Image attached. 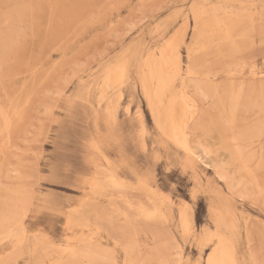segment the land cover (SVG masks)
<instances>
[{
    "label": "rangeland",
    "instance_id": "obj_1",
    "mask_svg": "<svg viewBox=\"0 0 264 264\" xmlns=\"http://www.w3.org/2000/svg\"><path fill=\"white\" fill-rule=\"evenodd\" d=\"M236 21L239 58L213 35L202 63L220 87L245 82L233 132L247 168L218 133L199 134L194 159L180 151L143 79L169 37L185 35L187 68L206 46L202 24ZM115 62L122 83L108 79ZM201 103L224 125L218 96ZM263 112L264 0H0V264H206L220 246L264 264Z\"/></svg>",
    "mask_w": 264,
    "mask_h": 264
},
{
    "label": "bare ground",
    "instance_id": "obj_2",
    "mask_svg": "<svg viewBox=\"0 0 264 264\" xmlns=\"http://www.w3.org/2000/svg\"><path fill=\"white\" fill-rule=\"evenodd\" d=\"M202 26H203V30H202L201 36L205 40V43L204 44H206V46H204V47H202L200 49V52L197 55V57L195 58L194 62L191 63V61H190L191 64L189 66H187V68L184 67L183 58H182V54H181V49L183 48V45L186 43V37H185V35H181V36H177V35L174 36L173 35V37H169L167 40H165L164 44L158 49L157 52H154L153 51L149 55H147V57L145 58V62H144V66H145V69H146L145 70V73L143 75V79H144V89H145V92L147 94V97H148V99L150 101V104L152 106V110L158 116L157 118H158L159 122H161L163 124V126L165 127L168 136L175 143V145L177 146V148L180 151L184 152L189 158L194 159V155L195 154H198V150H197L198 147H202L203 153H204V150H205L204 149V144L200 141L199 134H206V133H208L209 135H211L214 132V134L215 133H218L219 139H222V142H224V143H225V141H223V140H227L229 142L228 144H231V142L233 143V141L235 142V143H233V147H231L232 148L231 152L233 153V157H234V159L236 161L240 162L243 167L247 168L246 165H245V161H244V156H243V151H242L243 149H242L241 145H239V143H238V141L241 140V138H242L241 137V133H240V136H237L233 132V128H234V126L236 124V121L239 118L238 117V114H239V107H238L239 106V100H240L241 96L244 95V92H245V89H246L245 84H244L245 82L244 81H241V80L235 78V76H232L231 75L230 76L231 77L230 81L228 80V83H226L225 85H222L223 87H220V84H217L216 80L212 78V76H211L212 74L210 73L211 72L210 68L209 69L208 68L206 69L205 67L207 65H205L204 63H202L205 60V57L210 54V52H208V51H209V46L211 45V41H212L213 35H223V39L224 40L229 41V42H232V44H231V55H229L231 58H233L236 55H238L239 53H241V46H239L236 41H237V37L238 36L244 35L245 32L247 31V28L245 27V26H247V24L244 21H236L232 25H230L229 27H227L226 29L224 27V24L221 23V22H218L216 24H212V22H209L206 25L202 24ZM183 34H184V32H183ZM254 43H256V42H254ZM242 47H243V45H242ZM219 53H220V56L221 55L224 56V52L223 51H220ZM236 58H239V57L236 56ZM240 59H242V58H240ZM123 60H124V58H123ZM241 61L235 60L234 63L237 66H241L242 65L241 64ZM243 61H244V59H243ZM115 63H116V65L110 71H107V72H109V73H107L108 74V79L110 81H112L114 84H116V83H122L123 80H124V77L126 75V71H124V72H122L120 74H117L116 69L118 67H123L124 69H126V65H125V63H122V62L121 63H118V64H117V62H115ZM224 63H226V62H224ZM218 65L220 67L222 66V64H218ZM228 65H229V63H228ZM225 66H226V64H225ZM225 66H223V67H225ZM211 67H213V66H211ZM216 67H213L212 69H214ZM239 68H242V67H239ZM239 68H236V69L238 70ZM217 70H218V68H217ZM229 73H232V71H230ZM141 80L142 79H140V82H142ZM110 81H108V82H110ZM178 84H180L182 86H181V88H178V86H177V90H175L176 89V85H178ZM211 94L213 96H218L219 99H220V101H221V113L222 114H221V116L219 118H220V120H222L221 122L224 123V125H221V127H219L216 123L209 122L205 118V115H208L207 114V111H209V110L206 111L201 106V104H203L201 102L205 98H207V96H209ZM120 98H121V96H120ZM206 101H208V99ZM212 103H214V102H212ZM206 107H209V105L208 106L206 105ZM204 108H205V106H204ZM108 111L109 110H107L106 113H108ZM240 113H242V112H240ZM209 114H210V112H209ZM263 114H264V112H263ZM213 116H214V114H213ZM6 117H7V115H6ZM6 120H8V119H6ZM97 126H98V124H97ZM241 132H243L242 129H241ZM244 132H245V130H244ZM251 137H253V136H251ZM241 141L245 143V141H243V140H241ZM203 142H205V141H203ZM210 146H212V145H210ZM95 147H98V146L95 144ZM209 148H208V150L211 151L212 149H209ZM234 159H233V162L235 161ZM249 170L252 171L251 169H249ZM105 171H107V170H105ZM107 172L104 173L102 171V172H98V173L99 174H102V176L104 178L105 177V174H107ZM111 173H112V171L109 174H111ZM112 174L110 175V178L114 182L115 181L114 180V174L113 175ZM252 174H254V173L252 172ZM236 175H237V173H236ZM115 177H117V176H115ZM140 178H141V176H140ZM238 178H239V176H238ZM143 180L146 181L145 179H143ZM124 182L127 183L126 181H124ZM111 183H112V181H111ZM99 184L100 183L98 182V180H95V181H93L91 183V185H92L91 187L97 190V189H99V186H100ZM113 186L115 187V184ZM144 187H145V185H144ZM248 187L249 186H247V188ZM92 188H91V190H92ZM134 189H135V187H134ZM151 191H153V190H151ZM96 193H98V192L96 191ZM259 193H260V191H259ZM149 200H150V198H148V201ZM111 202H112V200H111ZM215 205H216V203H215ZM132 206H133V204H132ZM144 207H145V203H144ZM155 212H156L155 209L149 210V209L146 208V210H142L141 211V214L145 218L146 217H150L151 218V216L154 215ZM215 212H216V210H215ZM28 213H29V211H28ZM157 213H158V211H157ZM74 215H76V214H74ZM218 215H220V214H218ZM229 215H230V213H229ZM233 220H234V218H233ZM158 221L160 222V217L158 218ZM256 225H258V224L256 223L255 226ZM262 227L263 226H261V228ZM248 229H252V231H253V228H249L248 227ZM249 232L250 231H248L247 233H249ZM39 236H41V235H39ZM133 239H135V238L133 237ZM133 239H131V241ZM250 239H249V241H250ZM38 241H39V238H38ZM136 244H139V243H136ZM154 244L157 245V243H154ZM252 246H254V245H252ZM97 248H99V247H97ZM91 249L94 250L95 248H91ZM176 249L178 250V248H176ZM254 249H256V247ZM259 249H258V251H259ZM158 251H159V249H158ZM162 251L160 250L161 254H162ZM80 253H81V251H80ZM83 253H85V252H83ZM136 253L137 252H135V254ZM75 255H77V254H75ZM75 255H73V257ZM86 255H87V253H86ZM133 256H134V254H133ZM139 256H137V257H139ZM147 256H149V258H150V254H148ZM209 256H211L212 264H238L237 257L235 255V253L232 252V251H230V250H228L225 246H220V247L213 248L212 251L208 254V256L206 258V264H208ZM131 259H133V258H131ZM141 259H143V258H141ZM164 259H167V258L164 257ZM253 260L255 261L256 259H253ZM138 261H139V264H140V260H138ZM143 261L145 262V260H143ZM143 261H142V264H143ZM148 261H149V259H148ZM148 261L146 260V262H148ZM169 261H167L168 264H169ZM130 263L131 262H129V264ZM135 263H137V258L134 259V264Z\"/></svg>",
    "mask_w": 264,
    "mask_h": 264
},
{
    "label": "snow or ice",
    "instance_id": "obj_3",
    "mask_svg": "<svg viewBox=\"0 0 264 264\" xmlns=\"http://www.w3.org/2000/svg\"><path fill=\"white\" fill-rule=\"evenodd\" d=\"M124 71H126V69H124L123 67H118V68L116 69L117 74H120V73H122V72H124ZM138 115H139V113H138ZM189 264H191V261L189 262ZM196 264H202V261L197 260V261H196ZM208 264H212L211 256H209Z\"/></svg>",
    "mask_w": 264,
    "mask_h": 264
}]
</instances>
